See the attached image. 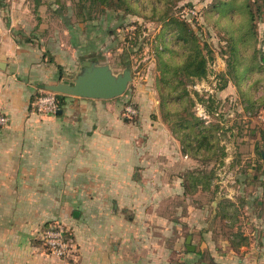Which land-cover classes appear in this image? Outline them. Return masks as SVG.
I'll list each match as a JSON object with an SVG mask.
<instances>
[{
	"label": "crops",
	"instance_id": "0c3cea01",
	"mask_svg": "<svg viewBox=\"0 0 264 264\" xmlns=\"http://www.w3.org/2000/svg\"><path fill=\"white\" fill-rule=\"evenodd\" d=\"M23 9L0 7V264H264L262 201L238 199L222 177L190 189L198 159L169 132L145 119L119 125L104 100L64 96L60 115L37 113L34 96L72 81L82 61L61 39L18 36ZM240 171L247 188L262 175ZM75 205L91 207V228L53 256L42 232Z\"/></svg>",
	"mask_w": 264,
	"mask_h": 264
},
{
	"label": "rangeland",
	"instance_id": "374dc122",
	"mask_svg": "<svg viewBox=\"0 0 264 264\" xmlns=\"http://www.w3.org/2000/svg\"><path fill=\"white\" fill-rule=\"evenodd\" d=\"M124 1L119 5L111 2L115 6L105 8L79 0H0V7L24 8L18 20L25 26L15 30L18 36L24 34L30 41L61 39L67 51H76L80 62L93 59L108 64L115 74L130 68L132 82L126 92L104 100V105H110L105 112L119 125L124 119L131 123L145 119V129H152L156 135L167 131L175 138H182L179 132H186L177 124H188V134L193 130L197 133L201 126L214 127L215 149L202 147L196 153L199 172L189 180L190 189L222 177L238 199L242 193L249 194L250 200L260 199L264 212V0ZM231 3L232 8L225 12L223 9ZM172 19L184 23L181 35L192 32L205 59L203 77L164 73L182 64L186 55L182 54V40L175 41V31L169 24ZM38 28L40 31H36ZM242 73L248 75L240 86ZM127 107L134 108L136 115L129 114ZM193 119L201 126L192 127ZM245 167L251 171L258 168L262 173L257 180L249 175V188L240 186L232 172L240 175ZM217 170L221 172L219 177ZM233 180L235 183L230 182ZM237 205L236 213L238 208L244 209L242 202ZM72 208L67 221L49 222L64 227L69 251L73 250L76 232L82 226L91 228V207ZM74 211L80 212L76 219L72 217Z\"/></svg>",
	"mask_w": 264,
	"mask_h": 264
},
{
	"label": "trees",
	"instance_id": "16d2710c",
	"mask_svg": "<svg viewBox=\"0 0 264 264\" xmlns=\"http://www.w3.org/2000/svg\"><path fill=\"white\" fill-rule=\"evenodd\" d=\"M82 3H90L91 6H103L105 8L107 7H111V6H115L112 5L111 2H118L116 4H122L125 1L124 0H79ZM115 4V3H114ZM232 3L227 6L226 8H224L223 10L225 12H227L229 10V8H232ZM249 8V7H248ZM227 14V13H226ZM170 25H172V29L175 31L174 35H176L175 41H181L182 40V45H183V49L184 52L182 54H186L185 55V59H181L182 64H178L176 65L174 68L171 69V71L165 69L164 73H170L172 75H177L179 72H186L189 76H196V77H203L205 75V59L201 57V51L198 49V44L196 43V40L192 34V32H188V36L186 35H181L180 32H182V28L184 27V23L179 22L177 20H173L169 23ZM158 55L160 56V58H162V52H159ZM172 62H175L173 57L170 58ZM164 62V61H162ZM262 62H264V59L262 60ZM165 67H168L167 63H163ZM248 74L242 73V75H240V80H239V84L241 86L242 82L241 80L246 78ZM39 92L37 93V95L34 96L33 101L36 99V97L38 96ZM64 96L61 95H57V101H58V108L59 110L62 109L63 106V100H64ZM181 97H178L179 100H181ZM55 115H51V116H56ZM136 115V114H135ZM134 116V115H133ZM195 122V125H193L192 127H196V125L201 126L200 121L193 119ZM177 126H182L183 129H186V132H179L182 136V138L177 137L176 138L179 140L181 146H182V151L183 152H187L188 154L192 155L195 159H198V156H196V153H198L199 151H202V149L205 148V150H214L216 143H217V135L215 134V128L211 126V128H205L203 126H201V129H197L198 132L194 133L193 132H189V134L187 133V128L189 127L188 124L183 123V124H177ZM175 133V131H173V134ZM175 135V134H174ZM196 141V144L199 145H192L194 142ZM212 143V145L210 146L209 143ZM204 147V148H202ZM222 150V149H221ZM223 156V155H222ZM210 159V158H208Z\"/></svg>",
	"mask_w": 264,
	"mask_h": 264
},
{
	"label": "water",
	"instance_id": "95a60500",
	"mask_svg": "<svg viewBox=\"0 0 264 264\" xmlns=\"http://www.w3.org/2000/svg\"><path fill=\"white\" fill-rule=\"evenodd\" d=\"M0 68H3V63H0ZM131 82L132 72L130 68L115 74L108 64H100L96 60L89 59L82 61L81 67L72 81L47 85L45 90L66 97L112 100L122 96ZM56 114L60 115L61 110H58ZM261 158L264 162V152H262ZM190 241L191 237L188 236L186 239L188 251L194 250L190 246Z\"/></svg>",
	"mask_w": 264,
	"mask_h": 264
},
{
	"label": "built area",
	"instance_id": "2783aa9c",
	"mask_svg": "<svg viewBox=\"0 0 264 264\" xmlns=\"http://www.w3.org/2000/svg\"><path fill=\"white\" fill-rule=\"evenodd\" d=\"M34 105L37 113L44 116L55 115L59 110L57 94L47 90L39 92ZM126 111L131 115L136 114V110L132 107H127ZM8 123V117L0 113V127H6ZM42 242L47 251L53 256L64 258L68 253L69 242L66 230L62 225H52L44 229Z\"/></svg>",
	"mask_w": 264,
	"mask_h": 264
}]
</instances>
